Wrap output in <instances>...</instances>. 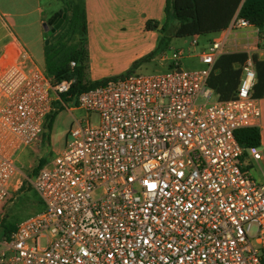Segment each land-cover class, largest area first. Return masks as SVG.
<instances>
[{
  "label": "built area",
  "instance_id": "obj_1",
  "mask_svg": "<svg viewBox=\"0 0 264 264\" xmlns=\"http://www.w3.org/2000/svg\"><path fill=\"white\" fill-rule=\"evenodd\" d=\"M251 27L235 17L199 55L205 69H181L184 52L172 50L160 57L171 60L167 73L83 92L69 109L84 115L31 178L18 154L40 145L46 116L74 80L55 82L19 41L8 42L0 53V225L25 181L44 209L8 235L0 227V264H263L264 154L236 138L261 118L251 56L234 98L219 100L208 85L228 35Z\"/></svg>",
  "mask_w": 264,
  "mask_h": 264
},
{
  "label": "trees",
  "instance_id": "obj_2",
  "mask_svg": "<svg viewBox=\"0 0 264 264\" xmlns=\"http://www.w3.org/2000/svg\"><path fill=\"white\" fill-rule=\"evenodd\" d=\"M66 17L61 27L53 31L44 44L43 65L47 75L55 82L74 80L70 91L61 96V101L53 103V108L44 121V133L40 146L49 148L51 132L57 116L65 109L77 105L79 96L92 88L106 85L112 80L133 74V71L143 63L152 60L157 54L167 52L173 37H196L227 30L235 17L247 20L258 30V50L262 49L264 38V0H166L165 23L162 26V37L157 49L148 56L134 63L132 69L117 78H105L91 81L88 78L90 55L88 50V23L85 0H70L63 10L48 21L56 24L63 15ZM148 29H157L158 22L148 21ZM1 53V52H0ZM251 56L257 70V82L254 86V96L264 98V59L258 53L243 52L224 53L213 68L208 85L215 91L219 100H229L235 97L241 76V66ZM75 62V67H71ZM237 141L244 149L261 146V132L258 127L237 131ZM247 154H245L246 156ZM47 157L38 158L29 178L34 176L46 163ZM33 190L25 181L18 192ZM16 223H8L5 215L1 221V232L8 235L16 229ZM264 264V254L262 256Z\"/></svg>",
  "mask_w": 264,
  "mask_h": 264
},
{
  "label": "rangeland",
  "instance_id": "obj_3",
  "mask_svg": "<svg viewBox=\"0 0 264 264\" xmlns=\"http://www.w3.org/2000/svg\"><path fill=\"white\" fill-rule=\"evenodd\" d=\"M157 21L158 20H153ZM148 23V22H147ZM146 23V29L156 31L158 33V39L156 47L149 52L148 54L142 56L141 58H134L136 54V49L130 47L129 39L131 35L125 31H122V37H128L129 43L126 41H122L120 43V38H117L118 34L120 33H113L112 39L108 41L106 46H101L98 50V57L99 60L96 61L98 63L100 70H95L94 64L89 65V73L88 78L91 81L102 80L105 78H117L122 75L127 74L133 67L134 63L138 60L148 56L152 52H154L159 44V41L162 37V26L160 29H148ZM223 36V33H211L205 34L201 36H197L196 39L198 41V46L193 47L192 41L195 37H183L177 38L173 37L170 40L169 47L167 49V55L171 54L172 50L184 52L183 57L180 60L181 69L185 71H196L207 68L205 64L202 63L200 59V54L205 50H207L213 42L217 41ZM110 37V35H108ZM228 45L226 51H246L253 53L257 51V43H258V36L256 33L251 29H244L233 32L229 35ZM1 47V46H0ZM29 51L33 54L34 58L40 64H43V52L42 48H32ZM1 52V49H0ZM160 54H157L152 60L143 63L137 69L133 71V74L139 75H157V74H164L169 72L172 68L171 60L161 61L157 58ZM216 99L215 97L212 100ZM84 115L82 111L74 110L70 111L69 108H65L56 118L53 126V130L51 132V145L49 148L40 146L39 144L33 146L31 148L25 149L18 154L17 157V165L22 172L25 174H30V170L33 169L35 164L38 161V158L47 157L50 159L54 157L65 145L66 137L73 128L75 119L80 118ZM90 121L93 124H98L100 121V116L97 113H91ZM264 135V131H262ZM262 148L264 149L262 143ZM31 167L28 169V166ZM30 172V173H29ZM22 179V177H20ZM24 179V176H23ZM44 209V206L38 197V195L33 190H28L22 192L20 195L17 193L12 197L5 207V215L7 216L8 223H20L25 221L29 217L41 212ZM255 232V227H253L252 233Z\"/></svg>",
  "mask_w": 264,
  "mask_h": 264
},
{
  "label": "crops",
  "instance_id": "obj_4",
  "mask_svg": "<svg viewBox=\"0 0 264 264\" xmlns=\"http://www.w3.org/2000/svg\"><path fill=\"white\" fill-rule=\"evenodd\" d=\"M68 1L70 0H0L1 51L8 42L16 39L28 51L32 48L41 47L43 52L45 44L43 24L48 23L50 18L63 10ZM85 5L90 63L95 65V70H100V65L96 63L99 60L98 50L102 44L103 46L108 44V41L113 38V33H120V36L116 34L117 38L121 40L120 43L122 41L129 43L128 37H122V31L131 35L129 38L131 43L128 45L136 49L134 58H141L156 47L158 33L147 30L146 23L158 20V29H160L165 20L166 0H85ZM251 29L258 36V30L255 27H251ZM227 45L228 43H226V48ZM232 52L234 51H226L225 53ZM253 53H258L259 57L264 59L262 49H257ZM161 55L162 53L157 58L160 59ZM259 105L261 118L257 127L260 129L261 143L264 147V135L262 133L264 131V98L259 99ZM260 149L264 154L262 146Z\"/></svg>",
  "mask_w": 264,
  "mask_h": 264
},
{
  "label": "water",
  "instance_id": "obj_5",
  "mask_svg": "<svg viewBox=\"0 0 264 264\" xmlns=\"http://www.w3.org/2000/svg\"><path fill=\"white\" fill-rule=\"evenodd\" d=\"M65 17H66V13L63 15L62 19H61L57 24H54V25H53V24H49V23H47V22H45V23L43 24L44 31H45V33H44V38H45V39H47L48 36H49L53 31H56V30H58V29L61 27V25H62V23H63ZM48 43H49L48 41L45 42L46 45H47Z\"/></svg>",
  "mask_w": 264,
  "mask_h": 264
},
{
  "label": "snow or ice",
  "instance_id": "obj_6",
  "mask_svg": "<svg viewBox=\"0 0 264 264\" xmlns=\"http://www.w3.org/2000/svg\"><path fill=\"white\" fill-rule=\"evenodd\" d=\"M150 187H153L152 185H150Z\"/></svg>",
  "mask_w": 264,
  "mask_h": 264
},
{
  "label": "flooded vegetation",
  "instance_id": "obj_7",
  "mask_svg": "<svg viewBox=\"0 0 264 264\" xmlns=\"http://www.w3.org/2000/svg\"><path fill=\"white\" fill-rule=\"evenodd\" d=\"M58 22H59V21H58ZM58 22H57V23H58ZM57 23H56V24H57ZM53 25H54V24H53Z\"/></svg>",
  "mask_w": 264,
  "mask_h": 264
}]
</instances>
